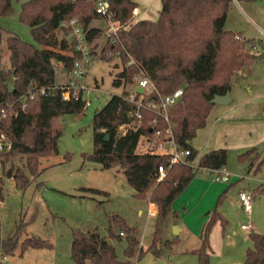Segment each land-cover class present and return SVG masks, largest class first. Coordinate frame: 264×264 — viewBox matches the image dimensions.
Listing matches in <instances>:
<instances>
[{
	"label": "trees",
	"instance_id": "obj_1",
	"mask_svg": "<svg viewBox=\"0 0 264 264\" xmlns=\"http://www.w3.org/2000/svg\"><path fill=\"white\" fill-rule=\"evenodd\" d=\"M107 2L112 19L119 22L112 37L104 35L103 16L96 11V0H21L18 20L28 26L32 40L0 27V41L9 50V65L0 66V115L3 109L6 110L5 116L0 117V127L12 141L8 151H0V162L4 164L14 155H25V169L21 166L13 168L10 164L0 174V198L3 176L12 177L16 186L25 187L46 166L41 165L40 158L56 152L57 137L61 134V128L55 125L57 116L76 114L84 108L81 92L62 99L61 89L55 84L53 63L58 61L69 70L79 57L74 41L68 37V28L59 24L62 19L76 17L85 32L91 55L97 54L95 48L99 37H105L98 57L108 61L117 56L121 60L122 66L112 79L113 85L133 82V75L141 72L155 87V91L144 94L142 99H138L139 91H135L132 98L125 90L112 94L93 113V150L83 153V158L98 162L101 168L116 167L134 188L136 196L156 203L148 250L161 242L165 219H177L178 210L172 207V202L196 172L201 168L216 170L225 166V147L212 148L191 164L198 151L190 141L196 130L205 125L214 104L210 99L215 94H223L249 73L251 66L264 57V52L255 49L254 38L243 37L240 32L226 27L232 0H161L155 19L135 18V0ZM11 11V0H0V15L8 16ZM41 86L55 88L40 93L37 89ZM178 87L182 88V94L168 107L167 114L176 144L189 149L186 161L169 163L170 153L157 152L153 147L136 151L140 136L162 138L168 126L163 116L147 108L145 103ZM30 89L33 96L24 98L22 108L21 95ZM121 125L128 126L124 133L120 130ZM156 130L160 133L155 134ZM256 149L252 146L237 154L238 159L251 157L248 171L259 169L264 161V156L257 159L251 156ZM66 157L68 153L64 159ZM158 165L166 168L159 180ZM224 195L225 189L208 210L199 244L189 250L196 254V264H210L211 226L219 218L224 228L227 221L218 209ZM24 222V219L16 222L10 235L0 236L2 254H13L17 246L19 253L28 248H51V240L38 233H25L19 239ZM137 230V225L128 224L118 212L107 214L105 232L96 226H70V256L75 264H134V260L146 251L138 241ZM248 235L252 243L246 248L243 264H264V231L251 230ZM109 237L126 239L122 250L124 258L118 256ZM177 239L176 235L161 243L170 249Z\"/></svg>",
	"mask_w": 264,
	"mask_h": 264
},
{
	"label": "rangeland",
	"instance_id": "obj_2",
	"mask_svg": "<svg viewBox=\"0 0 264 264\" xmlns=\"http://www.w3.org/2000/svg\"><path fill=\"white\" fill-rule=\"evenodd\" d=\"M20 1L11 0L12 11L8 16L0 15V27L17 32L25 40H32L28 26L18 20ZM156 1L157 3H152L153 0L139 1V4L144 7L149 6V14L154 19L161 7V0ZM95 23L102 24L98 21ZM226 26L233 31L240 32L243 37L254 38L258 46L256 50L264 52V0L232 1L228 9ZM104 38L99 37V44L95 48L97 54L91 55L82 78L86 84V88L82 90V98L88 100L89 104L84 105L79 113H63L57 116L55 125L61 128V134L57 137L56 152L48 157L40 158L41 165L46 166L25 187L16 186L10 177L3 176L4 196L0 201V226L2 227L3 223L6 230L14 221L15 228L16 222L24 219V227L19 231V239L28 233L24 229L33 230L50 239L53 244L52 238L55 237L58 240L57 254H60L61 259L65 255L64 260L69 264H75L70 256V226L81 228L96 226L102 231L107 225V214L118 212L123 215L128 224L137 225L136 235L147 246L152 239L154 229L155 214L146 216L145 211L141 215L138 213L135 205L139 204L143 198L134 194L132 187L123 178V173L114 168H101L98 162L83 158V153L93 150L92 116L94 111L100 108L112 94H119L122 90L133 93L136 86L135 82L119 86L112 84V79L121 69L122 62L117 56L108 61L98 57V51ZM8 52L5 43L0 41V66L9 65ZM259 61H264V57ZM56 62L53 61L55 82H65L68 79L61 74V69L56 66ZM232 122L228 124L232 131V138L240 142H243L244 136H246L245 141L256 139L260 126L255 119H251L250 115L239 110L233 113ZM230 137L227 139L229 143L232 142ZM160 144L163 142L159 139L155 140L152 137L150 142H147L146 137L140 136L136 151H145L149 147L162 150L159 147ZM252 144L257 143L255 141L249 143V145ZM67 153L68 157L64 159ZM238 153L239 151H234L231 146L227 148L225 165L231 175L226 182L214 181V173H209L207 170L197 173H201L200 176L204 178L202 187L196 186L176 196L175 199V204L180 208L181 213L184 211L185 220L189 222L188 230L175 234L173 223L169 226L173 219L167 217L163 223L161 242L165 238H172L176 235L178 236L177 241L170 249H167L160 241L156 242L134 260L135 264H196V254L191 253L190 249L184 252V248L199 244L200 219L209 215L207 209L213 207L209 206L211 197H214L213 201H216L218 197L219 191L214 193L215 187L224 184L228 185L226 186L227 193L219 203V208L227 221L224 228L219 218L211 226L210 264H243L246 248L252 243L248 232L251 230L264 231V186L261 187L264 181V161L259 169L253 170L252 168L248 171L247 166L251 157L238 159ZM251 156L257 159L264 154L262 155L256 149L252 151ZM24 161L25 155L23 154L12 156L4 164L0 162V174L10 164L13 168L21 166L25 169ZM116 171L119 177L114 176ZM120 177L127 184L125 182L119 184ZM232 178L235 181H230ZM85 186H102L109 192L105 194L101 191L90 190ZM240 189L253 192L250 211H245L241 205L238 197ZM83 191L90 192L94 198L69 194V192ZM177 220H180L179 216L175 221ZM241 223L247 224V227H241ZM51 248H43L42 251L34 252L29 250L30 252L27 251L22 255L21 261L32 263L34 259L38 264H61L60 258L53 256ZM146 249L142 248V250ZM116 252L119 256L122 255L119 245H116Z\"/></svg>",
	"mask_w": 264,
	"mask_h": 264
},
{
	"label": "crops",
	"instance_id": "obj_3",
	"mask_svg": "<svg viewBox=\"0 0 264 264\" xmlns=\"http://www.w3.org/2000/svg\"><path fill=\"white\" fill-rule=\"evenodd\" d=\"M135 1L137 3V6L134 8L135 18H138V19L139 18L154 19L153 16L151 14H149V11H150V8H148L149 6L144 7L142 4H139V1H141V0H135ZM148 1L149 0H147V2ZM155 2L157 3L156 0H153L152 3H155ZM157 15H158V12H157ZM225 25H226V23H225ZM255 49H258L257 45H256ZM8 54H9V52H8ZM8 54H7V57L9 56ZM56 66L61 69V74L66 79L67 71L64 69V67H62V65L58 61L56 62ZM66 82H67V80L65 82L64 81L59 82V83L55 82V84L60 85V84L66 83ZM229 90H230V101L227 104H216V103H214L212 105L207 117H206L205 125L196 130L194 137L190 141L191 145L198 151L196 158L193 160L194 164L196 163L198 157L202 153H204V152H206L212 148H218V147H225L227 149L231 146V147H233L234 151L240 152L242 150H245L246 148L255 146L257 148L258 152H260L262 155L264 154V61H256L251 66L250 72L245 74L239 80L235 81ZM239 110L245 112L247 115H250L251 119L253 118L256 120V122H258V124L260 126V130L258 131V134H257L255 140L245 141L246 136H244L243 142H240L237 139L232 138V136H231L232 131L229 129L228 124L233 123L232 122L233 113L237 112ZM228 137L232 138L231 143L227 142L228 141L227 139H229ZM253 141H255L257 144L249 145V143H252ZM224 167L227 170V166L225 165ZM113 168L117 169L116 167H113ZM202 170H207L209 173H214V170H210L207 168H201L200 170H198L196 172V174L199 171L201 172ZM195 175L192 178V180L189 182V184L187 186H185L184 189L177 195V197L179 195H181L182 193H184L185 191H188L190 189H194L196 186H198L199 188L202 187V183H203L204 178H202L200 176L201 173L197 174L196 176ZM114 176L119 177L118 171H116V173H114ZM123 176H124L123 178L126 180V177L124 174H123ZM10 178L12 179V183L15 184L14 179L12 177H10ZM123 178H121V177L119 178L120 179L119 184H124V182L126 183V181H124ZM230 181H235V179L232 178V179H230ZM217 182H221V181H217ZM262 183H264V181H262ZM226 186H228V185H226ZM226 186H225V184L216 186L214 189V193L218 190L219 191L218 194H219L222 190L225 189V194H226L227 193ZM97 188L102 189V190H107V188H104L102 186L97 187ZM132 190L134 191L133 187H132ZM107 191H101V192L106 194ZM69 194L94 198V195H91L90 192H88V191H83L80 193L69 192ZM3 196L4 195H2V197L0 198V201L2 200ZM177 197H175V199ZM213 198L214 197H211V199H210L211 201L209 203L210 205L208 204L209 206L215 205L216 201H213ZM175 199L172 202V207L176 208L178 210V216H179L180 220L179 221L178 220L177 221L172 220L169 223V226L172 223L176 225V232H175V234H176L177 232H180L182 230L187 231L189 222L187 221V219L185 220L184 211L181 213L180 208H178V206L175 204ZM135 208H137L138 213L140 215L145 211L146 216H154V214L157 211L156 203L154 201L147 200L146 198H143L139 204L137 203L135 205ZM208 208L209 209H207V212H208V210H210L213 207H208ZM218 209L220 210L219 205H218ZM206 217L207 216H204L202 219H200L199 234H200V230L202 228V225H203ZM243 228H246V227H243ZM14 229H15L14 228V221L12 224H10V227L6 230H5L3 223H2V227L0 226V236H2V237L8 236L14 231ZM24 231H26L28 233L34 232L33 230L29 231V229H24ZM101 232H105V227H103ZM52 240H53L54 244L52 243L53 248H51L50 250H51L53 256L60 258V254H57L58 240L55 237H53ZM109 240L115 245V249H116V245H119L120 248L123 250V246L126 243V239L124 237H122L120 239H117L115 237H109ZM68 243L69 242H67V244ZM139 243L143 249L147 248V244L142 243L140 239H139ZM191 248H194V245L185 246L184 252H187ZM29 250L34 252V251H42L44 249L43 248H28L26 250V252L24 251L22 253H19V249L17 246V248L13 254H2L1 250H0V264H4V263L5 264H38V262L34 259H33L32 263H23L21 261L23 258L22 255L26 254L27 251L30 252ZM64 256L65 255L62 256V259L60 258V263L62 264L64 262L63 264H69L68 262H65ZM119 257L124 258L123 252H122V255Z\"/></svg>",
	"mask_w": 264,
	"mask_h": 264
},
{
	"label": "built area",
	"instance_id": "obj_4",
	"mask_svg": "<svg viewBox=\"0 0 264 264\" xmlns=\"http://www.w3.org/2000/svg\"><path fill=\"white\" fill-rule=\"evenodd\" d=\"M237 2V0H232ZM96 11L103 16V26L104 32L109 37H112L117 29L119 28V22L117 20H113L111 15L112 12L109 9L107 0H96ZM134 12V10H133ZM59 24L61 26L68 28V37L74 41L75 49L79 52V57L74 61L73 66L67 71V82L64 84H57V86L61 89L62 99H69L72 96H77L79 92L82 93V90L86 88V84L83 81V76L86 71V65L91 58L90 46L88 40L86 38L85 32L82 28V25L78 21L76 17H70L67 19L60 20ZM133 82L136 83L135 91H139V98L142 99L144 94L155 91V87L153 82L149 77L142 74L141 72L135 73L132 77ZM55 86L50 87H39L37 90L40 93H45L47 91L52 90ZM141 88V90H138ZM133 93L130 94V98L133 97ZM33 91L30 89L23 95H21V107H24V98L26 96L32 97ZM182 94V88L178 87L174 89L171 93L165 95H157L156 98L149 99L145 106L147 108H151L155 110L158 114L162 115L163 118L168 122V126L164 132L162 138H159L163 142L159 147L162 150H156L157 152H168L170 153L169 163L174 162H184L186 161V156L189 154L188 148L179 147L172 135L171 128L169 126L168 119V107L177 101ZM89 101L84 100V105H88ZM6 110L3 109L0 117L5 116ZM127 125H121L120 130L124 133L127 130ZM160 131L156 130L155 134H159ZM152 139V138H151ZM149 138L146 137V141L150 142ZM12 147V141L9 136L1 129L0 127V151H8ZM194 165L193 161L190 162ZM166 168L163 165H158V176L157 180L161 179L165 174ZM230 173L225 167H221L220 169L214 170V181L226 182L229 180ZM253 196V192L245 189H240L238 191V197L242 203L243 209L245 211H250L252 207L251 199ZM241 227H247V224L241 223Z\"/></svg>",
	"mask_w": 264,
	"mask_h": 264
},
{
	"label": "water",
	"instance_id": "obj_5",
	"mask_svg": "<svg viewBox=\"0 0 264 264\" xmlns=\"http://www.w3.org/2000/svg\"><path fill=\"white\" fill-rule=\"evenodd\" d=\"M138 90H141L139 88ZM211 102L216 103V104H227L230 101V90H226L223 94H215L211 99ZM108 135H105V138H107ZM173 230L176 232V225L173 224Z\"/></svg>",
	"mask_w": 264,
	"mask_h": 264
}]
</instances>
